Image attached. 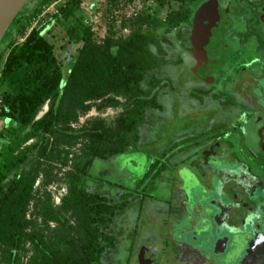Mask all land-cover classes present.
Returning <instances> with one entry per match:
<instances>
[{"label":"flooded vegetation","instance_id":"obj_1","mask_svg":"<svg viewBox=\"0 0 264 264\" xmlns=\"http://www.w3.org/2000/svg\"><path fill=\"white\" fill-rule=\"evenodd\" d=\"M183 5L173 39L167 37L173 68L160 70L154 106L125 134L121 151L104 159L126 156L124 183L109 182L119 187L113 195L90 186L124 203L112 218V245L102 264H264V0ZM188 62L200 70L191 74L188 99L201 95L196 99L205 106L201 126L179 130L163 150L141 155L135 149L140 130L161 113L160 96L173 91L174 67ZM118 100L127 110L128 103ZM140 157L145 160L139 163ZM198 186L201 193L194 194ZM191 199L194 213L186 211Z\"/></svg>","mask_w":264,"mask_h":264},{"label":"trees","instance_id":"obj_2","mask_svg":"<svg viewBox=\"0 0 264 264\" xmlns=\"http://www.w3.org/2000/svg\"><path fill=\"white\" fill-rule=\"evenodd\" d=\"M50 1L39 0L40 5L32 10L23 6L10 23L14 30L9 40L0 49V116L6 120L0 128V245L5 246L0 259L3 264H19L22 243L28 240L39 256L37 264H102L106 248L112 245L108 233L112 218L124 203L112 202L102 192L90 189L86 185L89 170L95 159L104 160L110 153L121 151L128 142L125 134L136 129L145 111L154 106L162 87L158 74L169 67L172 59L166 54L173 44L167 37L137 29L126 38L97 45L91 29L76 16L81 0H64L58 14L45 18L17 42L12 34L22 35L31 17ZM158 1L162 4L164 0ZM47 21L52 25L45 30ZM58 24H67L69 40L82 42L78 56L66 70L47 36ZM109 93L113 95L106 98V104H119L117 95L131 103L117 118L115 131L110 132L100 122L80 132L71 126L78 111L89 109L87 100ZM46 102L48 109L36 118ZM78 136L84 138V148L66 175L67 191L61 203L53 206L49 193L45 202L50 206L44 222L51 218L59 221L61 210L70 211L80 222V254L63 260L56 240L49 242L38 232L26 231L31 223L26 211L42 158L46 155L54 162L67 163L69 151L63 145Z\"/></svg>","mask_w":264,"mask_h":264},{"label":"rangeland","instance_id":"obj_3","mask_svg":"<svg viewBox=\"0 0 264 264\" xmlns=\"http://www.w3.org/2000/svg\"><path fill=\"white\" fill-rule=\"evenodd\" d=\"M183 2L184 0H164L160 4L158 0H131L130 2L81 0L79 9L76 11V16L79 17L85 26L91 29L92 41L97 45H102L108 41L111 42L112 39L118 37L126 38L132 31L137 29L144 34H156L173 39V25L170 21H175V16L184 7ZM39 5V0H28L25 4L29 10ZM187 6H190L188 2ZM66 27L67 24L55 25L47 35L49 41L53 44L54 55L62 62V68L64 70L72 66L79 54L82 43L81 39L69 40ZM7 29L9 33L14 30L12 25ZM8 40L9 35L6 32L1 39L0 49H3ZM193 64L192 62H188L187 65L179 64L174 67L177 74L172 88L173 91L166 92V94L160 96L159 99L163 102L161 113L150 117V124L147 130L144 128L140 130V133H144L140 137V147L138 146L135 149L138 150L141 148V155H153L154 152L163 150L168 142L176 138L179 130L183 131L201 126L202 119L205 118V106L196 103V99L199 100L201 95L192 93L191 96L194 101L188 99L189 86L193 82L191 74L194 71L196 73L200 72V70H197L199 67ZM169 68L172 69L173 67L169 66ZM112 95L113 93H109L99 99L87 100L85 103L90 105L89 109L86 111H78L77 120L73 121L71 126L80 132L82 128L100 122L110 132L115 131L117 118L120 114H125V107H120L117 103L115 105L106 104V98ZM118 98L124 101L123 96L117 95L115 99ZM183 99L186 100L185 103ZM48 105L46 102L41 110H47ZM130 106L131 103H128L127 107L129 108ZM121 110H124V112L121 113ZM5 122L6 120L0 116V128ZM136 125L138 126L139 123ZM84 141L83 137L78 136L69 144L63 145V149L69 151L67 163L61 164L57 161L54 162L46 155L42 158L40 173L35 180L33 195L26 211V218L31 221L26 231L38 232L44 236V239H49V242L55 243L54 240H56L58 246L57 251L63 260L68 255H73L78 258L80 254V222L77 216L66 210H61L59 221L51 218L47 223L44 222L45 215L50 206L49 203H47V206L45 202L48 201L47 194L49 193L53 206L61 203L62 195L67 191L68 179L66 175L73 168V163L77 160L78 156L83 153ZM156 149L157 151H155ZM125 157V155H120L108 161L95 160L90 167L89 174L91 178L89 176L86 180V185L93 186L94 184L96 186L95 188H99L103 192L113 195L115 190L119 188L114 187L124 183L123 180L125 179L124 174H126V170L122 166L126 162L127 158L125 159ZM133 160L132 165L137 169L139 168V163L145 159L142 157L141 160L140 157L139 163L136 158ZM102 170H108V172L102 173ZM130 171L128 174L131 177L133 175ZM54 174L56 177H54ZM135 175L138 176L136 173ZM47 181L49 184L45 185ZM109 182H112L116 186H111ZM199 188L201 189L202 187H194V194H197V192L201 193L198 190ZM192 201H190L191 203H186V211L188 213L195 212L193 209L196 202L194 200ZM189 218H191L190 220H195V217L191 215H189ZM3 247L5 246L0 245V253H3ZM119 255L122 258V254L119 253ZM38 260L39 256L32 244L28 240L23 241L19 253V264H37Z\"/></svg>","mask_w":264,"mask_h":264},{"label":"built area","instance_id":"obj_4","mask_svg":"<svg viewBox=\"0 0 264 264\" xmlns=\"http://www.w3.org/2000/svg\"><path fill=\"white\" fill-rule=\"evenodd\" d=\"M64 0H51L50 2L42 5L39 9V11L31 17L28 25L25 27L23 34L22 35H18V37L16 38L17 42H21L24 40V38L28 35V33L37 26H40L45 18H47L48 16L52 15V14H58L59 13V7L61 6V4L63 3ZM47 26L45 27V30L50 28V26L52 25V21H47L46 22ZM2 102V96L0 95V105ZM46 109L41 110L36 118L40 117L42 115L43 112H45ZM54 197V195H53ZM0 264H3L0 261Z\"/></svg>","mask_w":264,"mask_h":264},{"label":"water","instance_id":"obj_5","mask_svg":"<svg viewBox=\"0 0 264 264\" xmlns=\"http://www.w3.org/2000/svg\"><path fill=\"white\" fill-rule=\"evenodd\" d=\"M28 2V0H0V41L9 27L12 20L15 18L17 13L21 10L23 6ZM201 9H199L195 15V20L200 16L199 13ZM181 33V31L179 30ZM181 35V34H178ZM182 45V43H181ZM188 49L187 46H185ZM221 252H225L224 249L220 250Z\"/></svg>","mask_w":264,"mask_h":264}]
</instances>
